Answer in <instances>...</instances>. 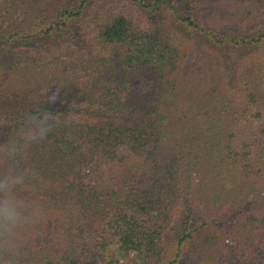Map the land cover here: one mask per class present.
Listing matches in <instances>:
<instances>
[{"label":"trees","instance_id":"16d2710c","mask_svg":"<svg viewBox=\"0 0 264 264\" xmlns=\"http://www.w3.org/2000/svg\"><path fill=\"white\" fill-rule=\"evenodd\" d=\"M101 1L0 0V140L37 107L72 121L29 149L20 194L43 214L0 264L161 262L171 245L164 264H264V0H134L140 20Z\"/></svg>","mask_w":264,"mask_h":264},{"label":"clouds","instance_id":"9594fccd","mask_svg":"<svg viewBox=\"0 0 264 264\" xmlns=\"http://www.w3.org/2000/svg\"><path fill=\"white\" fill-rule=\"evenodd\" d=\"M45 105L54 104L58 93H42ZM46 108L23 117L6 139L0 140V249L11 261L19 252L22 229L34 225L43 214L42 205L20 193L34 187L36 172L27 164L29 149L44 141L53 130L71 123Z\"/></svg>","mask_w":264,"mask_h":264},{"label":"rangeland","instance_id":"374dc122","mask_svg":"<svg viewBox=\"0 0 264 264\" xmlns=\"http://www.w3.org/2000/svg\"><path fill=\"white\" fill-rule=\"evenodd\" d=\"M107 0H103L102 2H105ZM115 2V7L118 10H121V12H125L128 15H132L133 17L137 18V19H142L144 17H147V11L144 10L139 4L138 2L134 1V0H113ZM192 1V0H191ZM187 6V5H186ZM207 13L210 14V16H212V18H214L215 13L213 11V9H210ZM260 16V15H259ZM204 17V16H203ZM168 21V26H170L176 33L177 36L179 37V39L181 38L182 43L185 44L187 46V50H189V48L195 44L198 43L200 44V48L202 49V51L205 54H214V48L213 46L209 45L207 41H205V38L199 37L197 38L195 33H192L188 30H186L185 28H183L182 26L174 23L172 20H167ZM232 29L237 30L236 34H239V31H242V28L237 29V27H231ZM83 38L81 37L79 40H77V43L80 45H86V42H83ZM81 46V45H80ZM237 52L233 51L232 52V58L236 57ZM242 54L239 55V57H241ZM228 57V55H226ZM173 246V245H171ZM170 246V251L168 253H166L164 255V259L161 262H157V261H151L150 259L144 260V259H140V258H136L134 255V253L126 258H120V264H125L126 262H128L129 264H164L166 262H168V260H171L174 257L175 254V250L173 247ZM190 261L187 257V253L184 252V257H182L180 259V263H184V264H188Z\"/></svg>","mask_w":264,"mask_h":264}]
</instances>
